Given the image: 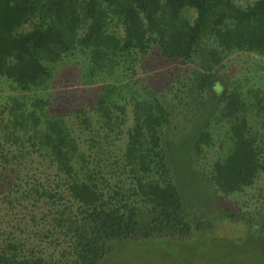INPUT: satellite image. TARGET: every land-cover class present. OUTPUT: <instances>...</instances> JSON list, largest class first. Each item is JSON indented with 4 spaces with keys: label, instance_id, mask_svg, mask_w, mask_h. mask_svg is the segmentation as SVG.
<instances>
[{
    "label": "trees",
    "instance_id": "trees-1",
    "mask_svg": "<svg viewBox=\"0 0 264 264\" xmlns=\"http://www.w3.org/2000/svg\"><path fill=\"white\" fill-rule=\"evenodd\" d=\"M187 136L195 215L169 159ZM263 176L264 0H0V264H99L216 217L264 231L230 200Z\"/></svg>",
    "mask_w": 264,
    "mask_h": 264
},
{
    "label": "rangeland",
    "instance_id": "rangeland-1",
    "mask_svg": "<svg viewBox=\"0 0 264 264\" xmlns=\"http://www.w3.org/2000/svg\"><path fill=\"white\" fill-rule=\"evenodd\" d=\"M239 62L234 64L233 69L236 72L242 67L238 64ZM64 85L57 84L55 89L61 90L64 87L69 90L71 88V86L67 88ZM72 96L78 98L73 91ZM53 101L59 109L67 106V99L63 97V94H59V97ZM195 113H200V110L191 111L190 115L188 113L179 114L178 119L187 118L184 122L181 120L175 122L180 131L190 133L189 129L192 127L202 126L203 118L194 116ZM188 142V136L185 142L181 140L179 150L177 153L170 152L169 159L170 162L172 161L174 171L176 170L175 181L188 199L187 208L191 212L190 215H195L208 210L203 207L205 200L202 199L203 196L196 183L205 188L201 182L203 180L201 171H207L204 163L209 160L189 163L185 155L188 151ZM230 200L236 202L244 210H248L250 214L263 215L264 176L246 195L231 197ZM238 206L234 208L236 211H240ZM214 215H217L216 209L214 213H208L206 216L213 218ZM213 221L212 231L205 234L195 233L191 238L182 241L118 242L111 253L99 264H264V231L256 230V228L249 229L242 222L232 221L227 217H216Z\"/></svg>",
    "mask_w": 264,
    "mask_h": 264
},
{
    "label": "clouds",
    "instance_id": "clouds-1",
    "mask_svg": "<svg viewBox=\"0 0 264 264\" xmlns=\"http://www.w3.org/2000/svg\"><path fill=\"white\" fill-rule=\"evenodd\" d=\"M220 90H221V86L217 85L215 91L218 93V92H220Z\"/></svg>",
    "mask_w": 264,
    "mask_h": 264
}]
</instances>
